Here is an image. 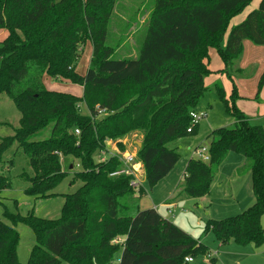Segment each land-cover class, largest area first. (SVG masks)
<instances>
[{
  "label": "trees",
  "instance_id": "trees-1",
  "mask_svg": "<svg viewBox=\"0 0 264 264\" xmlns=\"http://www.w3.org/2000/svg\"><path fill=\"white\" fill-rule=\"evenodd\" d=\"M252 1L155 0L138 55L114 59L124 40L122 36L116 44H107L117 0H0V29L8 32L0 43V96L6 93L21 112L15 133L0 141V161L18 143L32 168L23 173L31 183L26 193L38 197L52 195L65 177L62 157H72V166L76 161L82 168L74 177L82 185L66 195L58 219L5 214L14 226L0 221V264H22L15 227L19 222L35 234L26 264H190L185 257L200 255L209 257L208 264H217L201 240L156 209L140 207L136 194L144 189L131 185L135 175L125 172L122 155L108 149V141L140 133L135 162L151 186L163 179L180 158L167 143L195 132H187L190 111L209 88L211 49L233 81L229 97L220 84L217 87L235 126L208 135L210 159L188 160L180 194L206 196L226 155H243L249 161L255 202L237 215L210 220L206 231L211 229L221 244L264 243V123L253 124L238 107L234 82L243 71L238 64L244 41L264 45V0L229 28ZM87 41L92 57L80 75L77 65ZM44 76L80 85L83 93L47 89ZM263 84L264 74L259 91ZM50 126L48 138L34 140ZM96 153L111 155L96 161ZM244 167L237 174H243ZM8 187L9 178L0 175V194ZM118 238L123 242H115Z\"/></svg>",
  "mask_w": 264,
  "mask_h": 264
},
{
  "label": "rangeland",
  "instance_id": "rangeland-1",
  "mask_svg": "<svg viewBox=\"0 0 264 264\" xmlns=\"http://www.w3.org/2000/svg\"><path fill=\"white\" fill-rule=\"evenodd\" d=\"M260 1L253 0L241 14L234 18L229 28L240 23V20L258 6L253 7V5L255 3L259 4ZM154 4L155 0H117L116 7L110 18L107 44H116L122 36H124V40L121 43L122 45L116 48L112 58L124 59L138 55V51L146 36L149 15ZM241 17L243 18L239 20ZM130 23L131 28L128 29V24ZM7 34L6 29H0V43L6 38ZM92 51V43L91 41H87L83 46L77 65V71L80 75L86 73L90 65ZM208 64L209 68L213 71L212 75L207 78L209 88H207L196 107L199 113H205V117L200 119L193 127L195 128L194 133L177 137L167 143V147L177 151L180 158L163 179L151 186L140 170L135 173V178H137L140 186L144 189V193L141 195L137 193L136 195L141 208L150 206L160 208V211L164 212L162 213L164 218L175 222L181 229L185 230L192 237L201 240V242L204 240L205 243H203L208 247L209 252L214 253L217 258V264H237L235 260L238 258L233 259L229 255L217 257L216 253L219 251L218 248L221 243L217 240L211 229L206 231V224L210 220H222L237 215L242 212L244 206L252 203L253 199L251 197L254 194L252 191L251 174L247 173L241 177L237 174V170L243 167L244 164L245 166L246 164L249 165V161L237 152H229L226 160H224L220 167V171L217 172L218 174L212 183L210 192L206 196L194 198L184 193L180 194L182 188L179 185L183 183L186 164L189 159L198 158L196 151L198 148L209 146L210 138L208 135L219 127L234 128L235 126V120L228 112L217 87L220 84L226 88L225 83L230 78L223 71L224 62L216 49L210 50ZM43 82L47 89L50 90L68 92L77 96H81L83 93L80 85L64 79H53L44 76ZM224 93V96L229 97L231 92L227 93L224 89ZM82 112L84 114L88 113L83 106ZM20 119L21 112L14 101L6 93L1 94L0 141L2 138L12 136L15 133ZM50 135L51 126L43 130L41 135L35 137L34 140H43ZM141 139L142 135L140 133L133 132L119 142L108 141V149L110 152L115 151L120 155L125 153L136 155L139 147L138 142H141ZM110 155L107 153L100 156L99 153H96L94 156L96 161H104ZM74 163L75 165L72 166V157H62V166L66 175L51 191L52 195L48 197L30 195L26 191L31 183L23 174L25 172H32L29 158L22 148L19 147L18 143L11 146L4 153L2 161H0V175L9 178L10 182V187L2 190L0 194V221L14 226L13 222L6 217L5 214L7 212L16 215L20 214L25 217L34 214L40 218L58 219L61 216L66 195L76 192L82 185L80 180L74 178L75 174L80 172L82 168L76 161ZM243 169L246 170V167ZM172 193L174 195H171ZM170 203L171 206L168 208V204ZM261 222L264 228V215ZM15 227L19 232L18 257L22 264H26L35 245V234L26 223L19 222ZM232 243L235 244V242ZM223 245L225 247L226 244ZM237 245L239 246L240 244ZM240 246L242 247L243 245ZM252 247L261 251L264 257V243L260 247L253 245ZM203 257L204 255H200L191 264H202ZM245 262H247L246 259L240 264H246ZM59 264L68 263L61 261Z\"/></svg>",
  "mask_w": 264,
  "mask_h": 264
},
{
  "label": "crops",
  "instance_id": "crops-1",
  "mask_svg": "<svg viewBox=\"0 0 264 264\" xmlns=\"http://www.w3.org/2000/svg\"><path fill=\"white\" fill-rule=\"evenodd\" d=\"M257 5H259V4L255 3L253 5V7H256ZM243 17L239 18V20L242 19ZM234 18L231 20V23L233 22ZM242 20H240V21H242ZM231 23H230V25H231ZM238 65L243 71H242V74H237L234 76V82L237 85L238 93L240 96V98L237 100V105L242 111H244L250 117L253 124L262 125L264 123V85L262 86V88L259 91L258 90V83H259L261 75L264 73L263 72L264 71V45L258 46V45L253 44L249 40H245L244 44H243V53H242V56L240 58ZM206 84H207V79H206ZM225 85H226V88H224V87L223 88L225 89V91L227 93L228 92L230 93L232 91L233 81L229 79V81H227L225 83ZM257 94H258V99H256ZM227 155H226L224 160H226ZM221 165H220V167H221ZM136 166H137L136 167L137 170L138 171L140 170L141 173L144 174V170H143L141 164L138 163ZM244 166H245V164H244ZM220 167H219L218 172L220 171ZM245 167H248V165L246 164ZM247 173L251 174L249 169H246L245 173L241 174L239 177H241L242 175L247 174ZM135 176H136V174H135ZM175 193H176V191H175ZM171 195H174V193H172ZM252 196H253V197H251V199H253V201L251 200L252 203L248 204V206H244L242 212L244 210H246L247 208H249L255 202V197H254V195H252ZM169 206H171V203L168 204V208H170ZM145 208H154L161 215H163L162 213H164V212L160 211V208H156L155 206L154 207L150 206V207H145ZM173 219H176V218H173ZM203 242H204V240H203ZM233 244L234 243H232V242L226 243L225 247H223L224 246L223 244H220V246L218 248L219 251L216 253L217 257L218 256H223V257L225 256L226 257L229 255V256H232L233 259L238 258L237 260H235V261H237V264L242 263L243 260H245V259L247 261V262H245L246 264H264V262H263L264 257L262 255L261 251H258V249H255L254 247H252V245L248 244L245 247H243V246L241 247L240 245L238 246L236 243L234 245ZM209 256L216 258L214 253H212V252L209 253ZM196 259H197V257L194 259L193 262H195ZM208 259H209L208 256L207 257L204 256L202 264H208Z\"/></svg>",
  "mask_w": 264,
  "mask_h": 264
},
{
  "label": "built area",
  "instance_id": "built-area-1",
  "mask_svg": "<svg viewBox=\"0 0 264 264\" xmlns=\"http://www.w3.org/2000/svg\"><path fill=\"white\" fill-rule=\"evenodd\" d=\"M190 116H191V122H190L188 129H187V132H189V133L193 131V127L199 122V120L202 119L203 117H205V113H203V112L199 113L196 109H194V110L190 111ZM76 133H79V130H76ZM196 151L198 154V158H201L205 161H208L210 159L208 147H200ZM135 156L136 155H134L133 153H125L122 155V158H123V160L127 166V169L125 170V172L128 174L135 175L134 173L138 172V170L136 168V165L138 163L135 162ZM131 185L134 187H139L140 182L137 180V178H135L131 182ZM115 242H123V239L118 238L115 240ZM185 261L192 263L194 261V258L192 256H187V257H185Z\"/></svg>",
  "mask_w": 264,
  "mask_h": 264
},
{
  "label": "water",
  "instance_id": "water-1",
  "mask_svg": "<svg viewBox=\"0 0 264 264\" xmlns=\"http://www.w3.org/2000/svg\"><path fill=\"white\" fill-rule=\"evenodd\" d=\"M138 146H139V147L141 146V142H138Z\"/></svg>",
  "mask_w": 264,
  "mask_h": 264
}]
</instances>
